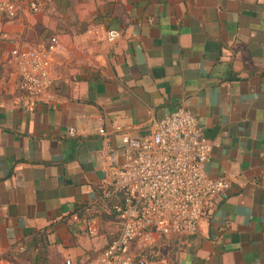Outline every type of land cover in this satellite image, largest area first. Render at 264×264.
<instances>
[{"label":"crops","instance_id":"obj_1","mask_svg":"<svg viewBox=\"0 0 264 264\" xmlns=\"http://www.w3.org/2000/svg\"><path fill=\"white\" fill-rule=\"evenodd\" d=\"M39 1L0 14V264L95 258L119 230L98 129L119 148L179 106L230 182L148 264H264V0ZM50 37V99L24 100L10 50Z\"/></svg>","mask_w":264,"mask_h":264},{"label":"built area","instance_id":"obj_2","mask_svg":"<svg viewBox=\"0 0 264 264\" xmlns=\"http://www.w3.org/2000/svg\"><path fill=\"white\" fill-rule=\"evenodd\" d=\"M40 7L39 0H0V14L10 18L20 8L37 12ZM118 35L114 29L106 33L109 40ZM55 43V37H50L46 42L17 45L10 50L24 100L50 99L53 80L48 53ZM98 133L105 160L99 189L104 199H113L119 230L90 262L68 258L63 264H148L132 253L136 241L194 233L207 202L229 186L230 177L206 173L204 165L212 142L187 108L179 106L157 119L148 135L122 133L119 148L111 145L103 129ZM72 218L77 219V215L72 214Z\"/></svg>","mask_w":264,"mask_h":264},{"label":"rangeland","instance_id":"obj_3","mask_svg":"<svg viewBox=\"0 0 264 264\" xmlns=\"http://www.w3.org/2000/svg\"><path fill=\"white\" fill-rule=\"evenodd\" d=\"M49 9V2L44 0L43 10ZM158 244H155V239L145 240V241H136L132 247L133 254L136 258H144L148 262H155L160 260L161 254L159 252Z\"/></svg>","mask_w":264,"mask_h":264}]
</instances>
